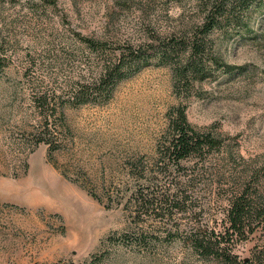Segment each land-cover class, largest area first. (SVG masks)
Wrapping results in <instances>:
<instances>
[{
    "label": "rangeland",
    "instance_id": "374dc122",
    "mask_svg": "<svg viewBox=\"0 0 264 264\" xmlns=\"http://www.w3.org/2000/svg\"><path fill=\"white\" fill-rule=\"evenodd\" d=\"M40 1L0 0V264H214L186 244L187 215L147 220L126 242L130 223L121 207L105 208L88 191L124 180L128 159L151 164L170 110L181 105L190 127L220 144L203 164L221 177L202 174L196 187L206 209L200 221L222 218L232 181L259 193L264 205V12L249 13V33L215 34L221 66L212 74L178 83L170 66L152 60L119 82L107 102L64 108L54 130L57 170L48 146L30 139L33 95H60L95 77L98 57L80 37L137 45L147 4V21L164 33L165 11L178 15L192 2L129 0L125 8L122 0ZM204 188L210 192L202 195ZM169 226L179 232L166 238ZM142 230L148 243L137 245ZM257 251L264 253V228L235 253L247 259Z\"/></svg>",
    "mask_w": 264,
    "mask_h": 264
},
{
    "label": "trees",
    "instance_id": "16d2710c",
    "mask_svg": "<svg viewBox=\"0 0 264 264\" xmlns=\"http://www.w3.org/2000/svg\"><path fill=\"white\" fill-rule=\"evenodd\" d=\"M183 0H170L181 4ZM44 6L50 0H41ZM188 11L178 15L165 11L170 19V29L158 33L147 21L151 3L142 11L143 28L141 42L137 45H121L91 38L80 39L98 57L99 70L89 81H77L62 92L34 94L32 109L35 123L31 125L30 139L34 147L48 146L47 159L55 169L52 154L59 150V140L54 130L57 119L66 107L107 102L116 85L130 77L152 60L171 67L174 79L186 84L198 77L214 73L220 65L216 58L217 34L220 39L242 35L248 29L249 13L264 12V0H191ZM130 1L122 0L123 7ZM244 33V32H243ZM246 34V33H245ZM245 36H248L245 35ZM214 69V70H213ZM219 142L209 134L199 133L190 127L185 108L181 105L170 110L168 123L157 146V156L151 164L142 158L125 162L124 180L102 185V193L88 191L89 195L105 208L121 207L130 230L124 236L128 242L134 237V229L145 226L147 220L163 222L184 214L190 218L185 229V242L201 259L214 264H255L264 258L257 251L252 258L240 259L235 253L239 244L248 242L259 230H263L264 205L260 195L248 186L233 181L222 197V218L208 217L205 222V205L197 196L199 177L221 175L203 164L207 154L219 149ZM194 161L190 168L184 163ZM67 178V175L60 171ZM218 185V184H217ZM219 188V185L216 187ZM208 194V189H203ZM201 195V197H202ZM218 195V194H217ZM219 196V195H218ZM141 230V229H140ZM166 238L178 234L176 227L162 228ZM137 245L148 243L145 233L137 234ZM263 256V257H262Z\"/></svg>",
    "mask_w": 264,
    "mask_h": 264
}]
</instances>
